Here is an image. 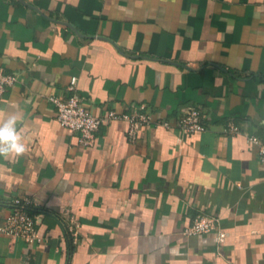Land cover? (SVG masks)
Listing matches in <instances>:
<instances>
[{"label":"crops","instance_id":"obj_1","mask_svg":"<svg viewBox=\"0 0 264 264\" xmlns=\"http://www.w3.org/2000/svg\"><path fill=\"white\" fill-rule=\"evenodd\" d=\"M0 69L17 76L0 128L14 119L26 148L0 155V224L27 196L39 235H0V264H264V166L249 141L264 144V0H0ZM72 77L95 116L174 122L192 107L205 131L154 122L130 141L113 120L84 147L49 101ZM198 215L219 218L223 242L184 234Z\"/></svg>","mask_w":264,"mask_h":264},{"label":"built area","instance_id":"obj_2","mask_svg":"<svg viewBox=\"0 0 264 264\" xmlns=\"http://www.w3.org/2000/svg\"><path fill=\"white\" fill-rule=\"evenodd\" d=\"M76 77L70 79L68 89L71 95L68 98L51 96L49 101L55 109V118L63 127L78 134V142L84 147H91L95 144L99 128L113 120H120L127 124L126 136L130 141H134L139 129L150 123H158L165 128H176L187 134H194L205 131L202 123L203 113L199 108L188 107L178 116L174 122L168 120H155L151 114L144 111H133L131 113H116L107 111L101 116L93 115L85 106L81 97L77 94L75 84ZM17 81V76L0 69V96L6 88L13 86ZM225 131L235 134L236 128L228 126ZM249 141L257 148V157L264 166V144L260 143L256 137H250ZM9 213L0 224V235L19 239L30 245L39 240L36 229L35 210L37 206L33 200L27 196L14 197L10 200ZM65 230L70 234L71 239L77 236L78 225L74 222L67 224ZM216 232L218 242H223L225 232L219 229V218L206 215L196 216L192 222L184 229L186 235H200Z\"/></svg>","mask_w":264,"mask_h":264},{"label":"clouds","instance_id":"obj_3","mask_svg":"<svg viewBox=\"0 0 264 264\" xmlns=\"http://www.w3.org/2000/svg\"><path fill=\"white\" fill-rule=\"evenodd\" d=\"M16 121H9L3 128H0V155L7 156L14 153L17 156L25 153V145L20 141L14 125ZM6 145V146H4Z\"/></svg>","mask_w":264,"mask_h":264},{"label":"trees","instance_id":"obj_4","mask_svg":"<svg viewBox=\"0 0 264 264\" xmlns=\"http://www.w3.org/2000/svg\"><path fill=\"white\" fill-rule=\"evenodd\" d=\"M36 211H37V209L35 210V212H36ZM35 212H34V213H35Z\"/></svg>","mask_w":264,"mask_h":264}]
</instances>
